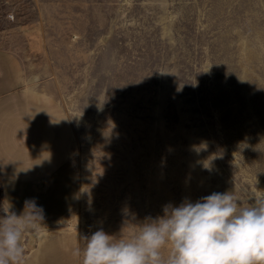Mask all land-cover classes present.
Segmentation results:
<instances>
[{"label":"rangeland","instance_id":"rangeland-1","mask_svg":"<svg viewBox=\"0 0 264 264\" xmlns=\"http://www.w3.org/2000/svg\"><path fill=\"white\" fill-rule=\"evenodd\" d=\"M2 54L70 141L24 264H81L99 229L130 239L165 205L264 191V0H0Z\"/></svg>","mask_w":264,"mask_h":264},{"label":"clouds","instance_id":"clouds-1","mask_svg":"<svg viewBox=\"0 0 264 264\" xmlns=\"http://www.w3.org/2000/svg\"><path fill=\"white\" fill-rule=\"evenodd\" d=\"M246 196L254 203L243 206L233 192H213L194 203L165 205L133 238L99 229L82 237L85 247L73 255H82L81 264H264V191ZM0 210V264H24L22 237L39 236L43 209L33 199L21 215L11 206Z\"/></svg>","mask_w":264,"mask_h":264},{"label":"crops","instance_id":"crops-1","mask_svg":"<svg viewBox=\"0 0 264 264\" xmlns=\"http://www.w3.org/2000/svg\"><path fill=\"white\" fill-rule=\"evenodd\" d=\"M24 83L19 62L0 55V209L11 206L17 215L26 200L43 212L60 207L49 195L65 179L70 152L66 121L56 109H31Z\"/></svg>","mask_w":264,"mask_h":264},{"label":"trees","instance_id":"trees-1","mask_svg":"<svg viewBox=\"0 0 264 264\" xmlns=\"http://www.w3.org/2000/svg\"><path fill=\"white\" fill-rule=\"evenodd\" d=\"M1 200H2V185L0 183V202H1Z\"/></svg>","mask_w":264,"mask_h":264},{"label":"built area","instance_id":"built-area-1","mask_svg":"<svg viewBox=\"0 0 264 264\" xmlns=\"http://www.w3.org/2000/svg\"><path fill=\"white\" fill-rule=\"evenodd\" d=\"M10 18L13 20V16H10Z\"/></svg>","mask_w":264,"mask_h":264}]
</instances>
